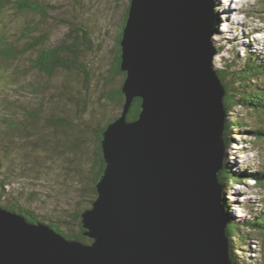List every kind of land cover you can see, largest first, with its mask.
Returning <instances> with one entry per match:
<instances>
[{
  "label": "water",
  "instance_id": "water-1",
  "mask_svg": "<svg viewBox=\"0 0 264 264\" xmlns=\"http://www.w3.org/2000/svg\"><path fill=\"white\" fill-rule=\"evenodd\" d=\"M216 0H131L123 113L103 133L91 243L0 206V264H233L225 210L226 88ZM142 100L137 120L128 114Z\"/></svg>",
  "mask_w": 264,
  "mask_h": 264
},
{
  "label": "rangeland",
  "instance_id": "rangeland-1",
  "mask_svg": "<svg viewBox=\"0 0 264 264\" xmlns=\"http://www.w3.org/2000/svg\"><path fill=\"white\" fill-rule=\"evenodd\" d=\"M49 2L53 6L51 7L53 12H50L47 20L44 21L38 15L8 14L0 21V34L3 32L9 34L8 37L15 39L19 47H28L30 43L34 44L35 40L33 41L31 37L22 38V33L40 36L50 31L51 45L68 32L66 24L61 21L62 18L71 21L77 19L83 23V27L93 34L94 48L98 52L93 56L88 55L87 61L93 63L92 99L94 105L99 106L102 93L109 92L112 87H118L123 81L121 77L116 78L112 73V64L116 40L129 0H49ZM216 4L218 32L213 40L219 49L214 59L215 68L217 70L225 68L226 63L235 56H239L238 63L240 61L243 63L248 58L246 56L251 54L260 55L264 62V1L216 0ZM229 11L233 12V15H230ZM38 54V50L35 49L31 54L20 57L15 69H9L8 73L6 68L0 69V73L5 74V77L0 79V106L6 109L3 113L11 114L10 116L20 112V130L24 126H27L29 131L36 129V123H30L29 116L20 110L27 102H29L27 109L35 108L33 100L38 101L39 97L33 94L32 89L42 79L48 81L47 76L31 68ZM110 79H114L111 85L108 82ZM16 80L17 84L14 85ZM44 80L42 84L46 83ZM13 88H22L23 91L17 93ZM40 95L45 96L47 102L46 114L52 116L54 107H48L49 101L53 100L51 93ZM227 119L228 122H236L235 124L244 122L248 126L235 125L232 128L231 146L226 150V165L237 175H242L244 180L242 184L229 182L225 189V196L231 204L228 214L234 222L242 226L246 220L252 218L253 208L264 210V186L257 185L252 177L253 173L264 170V141L250 131L259 126L264 127L262 124L264 114L260 116L256 112L239 107L227 116ZM20 132L15 136L18 140L15 146L10 145L12 159L16 157L17 163L11 165L10 157L6 160L7 166L14 171L16 181L13 186L17 189L16 192L23 194L26 203L38 210L39 214H49L55 218L56 210L59 209L63 210V213L65 210L69 213L75 212L79 202L83 200L82 185L86 184L88 177L83 166L86 165L85 169L92 166L91 160H83L80 157L75 161L77 164L72 163L71 158L75 153L65 147L64 140H61L55 149L39 153L32 149L33 145L28 140L23 141L27 135ZM31 133L32 136L36 135L35 132ZM92 133H87L91 146L94 140ZM19 147V151L14 150ZM72 167L76 170L70 172L69 169ZM83 203L89 206L87 201ZM236 232L234 239L236 254L244 264H263L262 242L258 241L257 235L246 227H240ZM243 234L250 235L246 243L241 241L240 236Z\"/></svg>",
  "mask_w": 264,
  "mask_h": 264
},
{
  "label": "trees",
  "instance_id": "trees-1",
  "mask_svg": "<svg viewBox=\"0 0 264 264\" xmlns=\"http://www.w3.org/2000/svg\"><path fill=\"white\" fill-rule=\"evenodd\" d=\"M130 3L131 0H129L125 9L115 44V55L112 64V73L116 78L121 77L123 81L118 87H112L109 92L102 93L98 103L99 106L94 105V100L92 99V93L94 92L92 83L94 76L93 63L90 60L87 61L88 55L93 56L98 52L94 48L93 34L83 27V23L77 21V19L76 21H71L67 18H62L61 21L66 24L68 32L58 38L55 44L51 45H49L50 31L44 32L40 36H29L26 33H22V38L31 37L33 41L35 40L34 44L30 43L28 47H19L15 39L8 37L9 34L4 32L0 34V69L2 67L6 68L8 73L9 69H15L20 57L31 54L37 49L39 54L32 63L31 68L48 77V81L42 79L37 86H32L33 94L39 97L38 101L33 100L35 108L27 109L29 103L27 102L20 110L29 116L30 123H36L35 130L29 131L27 126L20 130V112L13 113L10 116L11 114H4L3 111L6 109L0 106V206L21 215L29 223L47 224L68 240H76L87 244L92 242L90 238L85 236L82 213L92 207L98 196L96 184L105 169L102 148L103 133L114 119L122 115L124 110L126 98L122 93V87L126 74L121 71V41ZM51 7L53 8L49 0H0V21L8 14L38 15L45 21L48 19L50 12H53ZM17 42L21 43V41ZM98 48L101 49V47ZM237 57L239 56L229 60L225 68L218 70L227 92L224 101L227 116H230L239 107L256 112L261 116L264 114L263 57L257 54L247 55V60L243 63L240 61L239 63L241 64L238 63ZM4 77L5 74L0 73V79ZM43 80L46 83L43 82L42 84ZM113 80L110 79L108 81L110 85ZM15 84H17V80ZM13 89L17 93L23 91L22 88ZM43 93L46 95L51 93L53 98L48 104V107H54V112L50 117V114H46L45 111V106H47V102L44 99L45 96L40 95ZM141 106L142 100L135 99L128 114L130 121L138 119ZM95 120L97 121L96 123ZM235 123L228 122L227 119L225 132L227 149L231 146L230 136L232 128L235 125L248 127L244 122ZM19 131H21L20 134L27 135L23 141L28 140L33 145L32 149L39 153H41L40 151L45 152L47 149H55L60 141L64 140L65 147L75 153V156L71 158L72 163L77 164L75 161L80 157L83 160H91L92 166L86 169V165L83 166L84 172L88 173V177L86 184L82 185L83 200L79 202L75 212L69 213L65 210L64 214L63 210L59 209V211L56 210L57 214L55 216H57L55 218L49 214V216L47 214H39L38 210L26 203L23 194H20L19 191V193L16 192L17 189L13 186L16 181L13 175L14 171H11L10 166H7L6 160L7 157H10L11 165H14L15 162L17 163L16 157L12 159L10 145L15 146L18 141L15 136H17L16 134ZM250 131L257 138L264 141L263 126L256 127ZM31 132H35L36 135L32 136ZM91 132H93L94 136L92 146L87 138V133ZM19 145L22 146V144ZM20 147L14 150L19 151ZM74 169L76 170L75 167H72L69 171L71 172ZM225 169L226 171L221 172L219 176L223 184L227 185L229 182L243 183L242 175H237L227 165H225ZM252 177L257 185L264 186V170L253 173ZM226 197L225 210L228 221L227 233L230 241L231 259L233 264H244V261L236 254L237 250L234 245V239L237 235L236 230L240 227H246L253 231L257 235V239H259L258 241L262 242V253L264 255V210L259 211L253 208L251 212L252 218L246 220L241 226L240 223L234 222L229 216L228 212L231 204ZM34 198L30 197V199ZM83 201H87L89 206L84 205ZM248 236L250 235L243 234L240 236L242 243H246ZM242 243L240 245H243Z\"/></svg>",
  "mask_w": 264,
  "mask_h": 264
},
{
  "label": "bare ground",
  "instance_id": "bare-ground-1",
  "mask_svg": "<svg viewBox=\"0 0 264 264\" xmlns=\"http://www.w3.org/2000/svg\"><path fill=\"white\" fill-rule=\"evenodd\" d=\"M219 1H220V0H219ZM224 12H225V11H224ZM229 14H230V15H233V12L229 11ZM231 17H232V16H231ZM216 70H217V69H216Z\"/></svg>",
  "mask_w": 264,
  "mask_h": 264
}]
</instances>
